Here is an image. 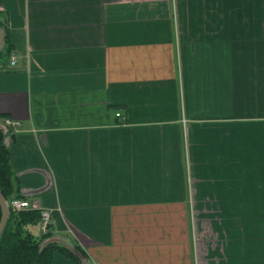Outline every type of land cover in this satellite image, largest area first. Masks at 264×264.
I'll list each match as a JSON object with an SVG mask.
<instances>
[{"label": "crops", "instance_id": "0c3cea01", "mask_svg": "<svg viewBox=\"0 0 264 264\" xmlns=\"http://www.w3.org/2000/svg\"><path fill=\"white\" fill-rule=\"evenodd\" d=\"M0 26V128L43 243L264 264V0H0Z\"/></svg>", "mask_w": 264, "mask_h": 264}, {"label": "trees", "instance_id": "16d2710c", "mask_svg": "<svg viewBox=\"0 0 264 264\" xmlns=\"http://www.w3.org/2000/svg\"><path fill=\"white\" fill-rule=\"evenodd\" d=\"M3 42L0 48V60L11 51V44L6 35ZM4 134L0 128V190L9 203L12 198L20 197V194L13 177L9 151L4 144ZM40 222L39 209L15 211L9 206L8 218L0 234V264H51L55 250L69 257L74 264H78L79 255L76 252L84 256L78 245L74 246L76 251L74 252L53 242L43 243L51 236L50 224L46 231L39 234H34L28 228Z\"/></svg>", "mask_w": 264, "mask_h": 264}, {"label": "built area", "instance_id": "2783aa9c", "mask_svg": "<svg viewBox=\"0 0 264 264\" xmlns=\"http://www.w3.org/2000/svg\"><path fill=\"white\" fill-rule=\"evenodd\" d=\"M15 59L12 58V62H14ZM4 123L5 125H11V124H16V121L10 119V118H4ZM9 205L11 209L17 211V210H25V209H39L40 210V215H41V229L42 231H46L47 227L50 222V217H51V210L50 209H45L41 208L39 204L35 201H30L26 198H21V197H14L10 200Z\"/></svg>", "mask_w": 264, "mask_h": 264}, {"label": "water", "instance_id": "95a60500", "mask_svg": "<svg viewBox=\"0 0 264 264\" xmlns=\"http://www.w3.org/2000/svg\"><path fill=\"white\" fill-rule=\"evenodd\" d=\"M3 37H4V31H3L2 27L0 26V45L3 42ZM0 209H1V216H0V234H1V232L4 229V226L6 224L8 214H9V203L5 199V197L3 196L1 190H0ZM47 243H49V242H47ZM47 243H45V244H47ZM66 248H68V246ZM68 249L76 252L75 249L72 247H69ZM76 253L79 256H81V254L79 252H76Z\"/></svg>", "mask_w": 264, "mask_h": 264}, {"label": "rangeland", "instance_id": "374dc122", "mask_svg": "<svg viewBox=\"0 0 264 264\" xmlns=\"http://www.w3.org/2000/svg\"><path fill=\"white\" fill-rule=\"evenodd\" d=\"M36 227H37V229H38V225H34V226H33V228H36ZM34 230H35V229H34Z\"/></svg>", "mask_w": 264, "mask_h": 264}]
</instances>
